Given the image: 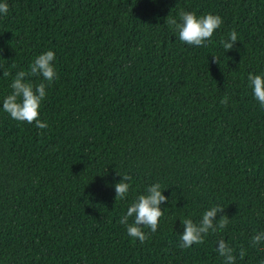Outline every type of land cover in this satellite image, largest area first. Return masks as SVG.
Wrapping results in <instances>:
<instances>
[{"label":"trees","instance_id":"16d2710c","mask_svg":"<svg viewBox=\"0 0 264 264\" xmlns=\"http://www.w3.org/2000/svg\"><path fill=\"white\" fill-rule=\"evenodd\" d=\"M0 2V264H224L220 239L235 264L264 260V242L251 246L264 232V108L247 79L264 76V0ZM181 10L223 23L194 47L167 23ZM48 50L57 79L38 129L2 105L16 73ZM118 173L132 178L124 199ZM154 183L164 215L141 244L119 220ZM216 205L228 226L182 250V221Z\"/></svg>","mask_w":264,"mask_h":264},{"label":"clouds","instance_id":"9594fccd","mask_svg":"<svg viewBox=\"0 0 264 264\" xmlns=\"http://www.w3.org/2000/svg\"><path fill=\"white\" fill-rule=\"evenodd\" d=\"M9 11L6 2H0V14L7 15ZM168 25L178 33L181 42L194 47L206 46V42H211L214 32L220 28L223 23L222 18L215 14H206L198 17L194 12L181 10L179 12V22L176 18L168 17ZM238 40L236 31H231L229 39L222 40L225 51L234 47V43ZM55 53L52 50L39 54L31 63L29 71L20 70L13 78L10 88L11 94L3 99V111L10 115L16 121L26 122L28 124L35 123L38 129H46L48 124L41 121L40 106L46 97V86L57 79V71L54 66ZM213 62L219 63V58L213 56ZM10 73L3 71V76L8 77ZM30 76H42L43 81L35 86L27 80ZM249 85L252 88L254 98L259 102L261 108H264V76L248 74ZM47 82V84L45 83ZM228 97L221 99L220 103L227 105ZM119 174V173H118ZM120 175V174H119ZM122 180L114 185L115 199H124L129 192V183L132 178L128 175H120ZM162 186L160 183H154L147 187L146 194L137 197L126 211V214L119 220L120 224L126 226L127 234L138 239L141 244L149 239V235L145 233L144 228L150 229L155 233L160 218L164 215L160 205L167 200L162 195ZM224 207L216 205L206 210L199 223H194L192 219L186 218L182 221L183 233L179 235L181 243L179 247L183 249L190 248L194 244H203L204 238L210 232H218L225 229L230 220L226 215H221L217 220V213H223ZM133 218V222L129 223V218ZM264 242V232H258L251 238V246ZM216 251L224 258V264H235L236 255L234 249L230 247L225 240L220 239L217 242ZM246 255V250L241 248L239 251L240 259ZM260 264H264L261 260Z\"/></svg>","mask_w":264,"mask_h":264}]
</instances>
